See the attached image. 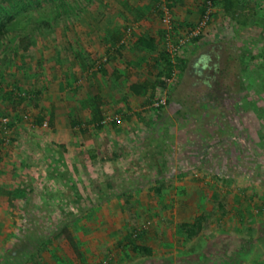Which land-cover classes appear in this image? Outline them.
Returning a JSON list of instances; mask_svg holds the SVG:
<instances>
[{
  "label": "rangeland",
  "instance_id": "374dc122",
  "mask_svg": "<svg viewBox=\"0 0 264 264\" xmlns=\"http://www.w3.org/2000/svg\"><path fill=\"white\" fill-rule=\"evenodd\" d=\"M242 1L195 35L205 0H0V264H264V0Z\"/></svg>",
  "mask_w": 264,
  "mask_h": 264
},
{
  "label": "trees",
  "instance_id": "16d2710c",
  "mask_svg": "<svg viewBox=\"0 0 264 264\" xmlns=\"http://www.w3.org/2000/svg\"><path fill=\"white\" fill-rule=\"evenodd\" d=\"M38 1V0H37ZM220 2L223 4L224 7V11L226 13H232L233 15H238V13H242L245 14L248 10H250V8L246 5L245 2H243L242 0H215L216 2ZM24 4H31L32 0H23ZM204 10H202V14L204 13ZM212 17V16H211ZM14 19V16L11 14H7L5 16H1L0 17V40L7 34L8 32V24H10L12 22V20ZM24 38H28V37H24ZM117 41H120V35H117ZM201 39V36H198L196 38H194V41H199ZM22 42L25 41V39H21ZM137 44L144 49L150 50V51H155L156 50V41L154 38H146V37H140L137 40ZM166 59V58H165ZM208 59V58H207ZM206 58H203V60H207ZM168 61L169 64V69H168V73H167V77H171L172 73H173V68H172V63L166 59ZM182 62H186L185 60H182ZM102 71V68H101ZM157 85H160L162 88H166L167 83L165 81H160V80H156L155 84H149L147 81L143 82V83H133L130 86V89L132 90V92L138 96L145 94L148 91V88L150 86H152V88H156ZM98 99L99 97L96 95L95 98L92 99ZM20 100H25V97L20 96ZM100 104H94V111L95 114L93 116V120L94 123H96L97 127H102V122L104 119L103 113L101 108L99 107ZM44 115H41L39 118H37V123L40 125H43L44 123ZM51 124L53 125L54 123V118L53 115L51 116L50 119ZM76 125H81V123L79 122H72V126L75 127ZM85 129H83L84 131ZM188 230H189V237H193L196 233L197 229H201V225L200 222H194V224H188ZM140 235V234H139ZM141 236V235H140ZM53 239L55 241H57V243L59 244V248L60 250H65V247H69L71 248V250L76 254V258L77 260H82L84 258V253L81 252V250H79V241L78 239L74 236V234H72L69 229H67L66 227L61 229L59 232H57L56 234H54ZM43 244H45V242H43ZM122 247H127L130 248L133 252H140V251H144L146 253H150L151 252V248L149 246H145V245H140L138 243L135 242V237L133 238L132 235H127L125 237L124 242L121 243ZM65 246V247H63ZM63 248V249H62Z\"/></svg>",
  "mask_w": 264,
  "mask_h": 264
},
{
  "label": "built area",
  "instance_id": "2783aa9c",
  "mask_svg": "<svg viewBox=\"0 0 264 264\" xmlns=\"http://www.w3.org/2000/svg\"><path fill=\"white\" fill-rule=\"evenodd\" d=\"M215 6V0H205V7H204V13L202 15V20L201 22L198 24V26L196 27V30L193 31L192 33L199 34L201 32V30L209 23L212 13H213V9ZM166 23H170L169 19L165 20ZM184 44V42L179 43L178 45H170L169 42H167V46L169 47V53L170 54H175L176 51H178V49L180 47H182Z\"/></svg>",
  "mask_w": 264,
  "mask_h": 264
},
{
  "label": "crops",
  "instance_id": "0c3cea01",
  "mask_svg": "<svg viewBox=\"0 0 264 264\" xmlns=\"http://www.w3.org/2000/svg\"><path fill=\"white\" fill-rule=\"evenodd\" d=\"M191 13H192L194 16H196V15L198 14V13L196 14V12H191Z\"/></svg>",
  "mask_w": 264,
  "mask_h": 264
}]
</instances>
